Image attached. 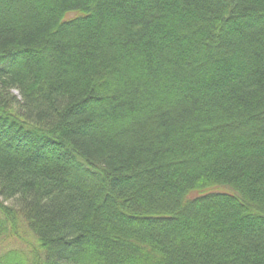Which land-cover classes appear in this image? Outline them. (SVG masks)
Masks as SVG:
<instances>
[{"label": "trees", "instance_id": "16d2710c", "mask_svg": "<svg viewBox=\"0 0 264 264\" xmlns=\"http://www.w3.org/2000/svg\"><path fill=\"white\" fill-rule=\"evenodd\" d=\"M0 4V264H264V0Z\"/></svg>", "mask_w": 264, "mask_h": 264}, {"label": "rangeland", "instance_id": "374dc122", "mask_svg": "<svg viewBox=\"0 0 264 264\" xmlns=\"http://www.w3.org/2000/svg\"><path fill=\"white\" fill-rule=\"evenodd\" d=\"M0 10H4V7L1 4H0ZM16 13H17V11L14 8V10H11L9 14H16ZM11 203L12 202H8L7 204L11 205ZM23 247L24 246L19 241L18 242L10 241V242L1 243L0 244V253L4 252L5 250L10 249V248H23Z\"/></svg>", "mask_w": 264, "mask_h": 264}]
</instances>
